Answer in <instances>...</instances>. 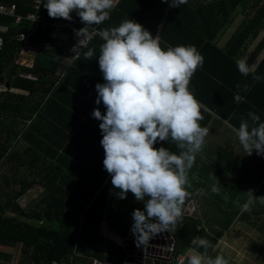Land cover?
Listing matches in <instances>:
<instances>
[{
    "label": "trees",
    "instance_id": "1",
    "mask_svg": "<svg viewBox=\"0 0 264 264\" xmlns=\"http://www.w3.org/2000/svg\"><path fill=\"white\" fill-rule=\"evenodd\" d=\"M1 1L5 4L15 3L18 14L35 11V0ZM43 3L38 14L44 21L77 23L80 20L75 12L71 21L50 18ZM238 15H243V18L235 31L222 49L216 48L215 39L232 26ZM127 18L143 25L154 37L160 35V43L165 50L169 45H194L197 48L204 57V63L210 66L202 68L206 73L200 69L194 73L189 84L194 95L198 84L217 86L216 82L221 81L225 94L229 90H237L238 83H246L248 89H252L253 99L255 95L258 96V101L253 102L260 104V107H252L251 110L257 108L264 113V80L257 82L252 75L244 77L236 66L237 58L249 45H254L247 61L250 65L264 49V0H188L179 8L170 7V2L165 3L164 0H119L110 12V19L99 28L119 26ZM0 25L5 27L0 32L3 41L0 47V76L12 82L11 88H23L44 95L42 107L37 110L39 114L43 109L44 121L50 114L45 107L60 93H68L72 97H76V94L88 97L91 93L88 98L95 102L98 95L95 85L105 82L98 60L103 41L98 34L88 45V49H96L92 60L85 59L83 50L70 66L69 73L56 85V81L51 80L49 68L41 66L40 60H43V64L45 61L58 63L73 42L74 37L68 35V30L56 34L51 26L42 29L40 24L16 25L12 19L3 16H0ZM25 29L32 31V40L37 41L41 49L40 60L32 69L22 68L15 62L23 47L17 43L16 36ZM77 67L85 69L83 77L76 76ZM20 71L37 76L38 83L19 78ZM254 74L264 77V57ZM73 77L79 79L77 86ZM10 89L0 93V96H15ZM7 97L0 101V112L4 111ZM84 103L87 104L86 101ZM35 112H26L25 119H32ZM64 114L62 112L61 116ZM83 115V110L79 111V115L73 114L70 116L71 123H67L66 119L64 123L59 118L53 128H34L33 124L19 136L29 144L20 153L16 150L9 153L10 141L18 133L15 137L10 133H6V138L0 136V163L3 164L5 160L11 162L12 166L14 164L11 181L5 184L7 193L0 191V246H19L18 264H51L52 261L68 264L70 258L78 255L112 264H122L126 260L121 245L104 237L100 225L105 221L112 232L126 237L133 223L132 212L137 208L143 210L144 204L136 201L131 192L122 200L114 194L119 189L113 187L111 176L104 169L105 153L100 144L102 134L89 124L97 123L93 117H87V121L82 122ZM23 168L22 175H16ZM36 186L41 190L40 195L32 199L38 200L37 205L30 210L20 208L15 201L25 197ZM189 201L190 198H186L185 204ZM188 222L182 221L172 232L173 258L190 248L198 235L202 234L201 229H196V220L189 219ZM8 261L0 255V264H9Z\"/></svg>",
    "mask_w": 264,
    "mask_h": 264
},
{
    "label": "clouds",
    "instance_id": "2",
    "mask_svg": "<svg viewBox=\"0 0 264 264\" xmlns=\"http://www.w3.org/2000/svg\"><path fill=\"white\" fill-rule=\"evenodd\" d=\"M170 7L179 8L188 0H164ZM50 18L71 21L75 12L85 27L74 30L78 39L76 49L87 47L93 32L103 41L99 48V68L104 83L95 85L98 93L96 105L103 104L106 114L97 107L91 113L101 121L99 128L104 149V169L111 176V183L118 199H126L131 192L144 208L135 209L131 232L137 246H147L150 239L162 232H173L183 216L186 198L191 194V173L196 157L206 146L209 129L202 127L201 105L189 89L194 73L204 66V57L194 45H169L162 48L161 36H153L143 25L129 18L119 26L99 28L110 19L116 6L115 0H46L43 3ZM95 48L84 52L92 60ZM239 73L259 82L264 77L254 74V65L244 58L236 60ZM233 96L236 104L243 102L242 92L248 85L238 83ZM240 145L248 156L254 152L264 156V121L249 111L239 127H232ZM174 144L178 151L166 147L156 148L157 143ZM203 158V157H202ZM220 193L218 185L211 187ZM248 200L241 212H251L258 200L264 205V196L255 197L253 190L246 192ZM228 199L227 196L224 197ZM239 203V201H236ZM203 252L191 255L188 264H228L222 255H210V241L197 238Z\"/></svg>",
    "mask_w": 264,
    "mask_h": 264
},
{
    "label": "crops",
    "instance_id": "3",
    "mask_svg": "<svg viewBox=\"0 0 264 264\" xmlns=\"http://www.w3.org/2000/svg\"><path fill=\"white\" fill-rule=\"evenodd\" d=\"M118 1L119 0H115V3L117 4ZM238 16L236 18H238ZM4 30L5 27L0 25V32H3ZM74 30H78V28ZM74 30H68V35H72L74 38L73 42L66 48V50L72 47L77 40ZM24 31H26V29ZM224 32L220 34L217 39H215V47L218 49H222L225 45L226 40H228L233 34L232 32L228 35V37H225L222 44L219 45L218 42L224 35ZM94 36L95 35H93L89 40L87 47L83 49L84 51H87V49L89 48L88 45L93 40ZM37 44V41L35 42L32 40L30 46H23L22 49H20L18 57L15 61L18 66L27 69H32L34 67V65L37 63V60H40L38 59V57L39 55H41V49L36 53V56H34L31 55L32 50L30 49V47ZM253 50L254 49L249 45L248 48L243 50L242 56H239L237 59L244 58L248 61ZM247 53L249 54L247 55ZM263 57L264 49L262 50L259 57L255 60V62L251 64L254 65V71L262 61ZM74 61L75 60H72L69 54H63L58 63L56 61H51L48 63L45 61V63L43 64V60H40L41 66H46L47 68H49L48 71L52 73L51 80L56 81V85L61 83L66 73H69L70 66ZM208 65L210 66L209 63H204L203 68L206 69ZM75 69L76 76H84L85 69H81L80 67H77ZM200 71L202 72L203 69H200ZM203 73L206 72L203 71ZM22 76H26V78ZM27 76H30L36 80L29 79L27 78ZM209 76L210 75H208L207 77ZM18 77L24 80L38 83V77L28 72L20 71L18 73ZM4 80L8 81L11 88L12 82L5 77ZM74 80V85L77 86L79 79L74 78ZM216 83L217 86H215L216 84L210 85L209 83L198 84L197 93L195 95V98L198 100V102L201 105L206 106L208 109V111L206 112L202 110L204 119L200 121V124L202 127H207L209 129V135L206 138V146L203 153L197 155L195 166L191 170V173L198 175V179L192 180L191 188L187 189V191L191 194L189 198L190 201H192L194 204V212L196 213V215L184 217L179 222V224L182 223V221H185V223H189V219L196 220L198 222L196 229L202 230V234L198 235L197 238H204L208 240L212 239L213 241H215V238H217L216 241L213 242V247L211 248V250L214 249L222 251L224 255L231 256L232 259L229 258L227 260L235 262V264H243L245 261H249V263H251L252 260H249L247 255H245L246 250L244 252H241L240 250L239 252L238 249L240 247L238 249L232 247V245H235L236 247L238 243L243 242L241 241L242 239L247 240V242L249 241L250 234H248V236H245L246 230H242L243 228L239 230L236 237H232V234L229 235L228 233H225V235H219V230H222L224 228L228 229L231 227V224L236 216L235 218L230 219V217H228V219H224L222 216L223 213L218 214L220 210H222L221 212H224L226 207H228V200L224 199L225 195H220V193H212L211 187L212 185L216 184L220 188L221 192L226 187V182L234 181V175L236 171L241 172L247 169L249 171L251 169L253 174L252 178L259 175L264 176V156L256 155L255 152L251 156H248L243 147L240 145L235 133L232 131V127H239L241 120L247 117V113L249 111H252V107H260V104H256L253 102L258 101V96L255 95L253 99L251 88H249L247 92L241 93V95L244 97L243 102L236 104L233 101V96L238 90H229L228 93L224 94L222 92V88H225L223 85L224 83L221 81H217ZM87 90L88 88L86 87V91ZM10 92L12 94H15V96H10L7 94L2 97L0 96V101H2L3 98L9 96L7 97L8 99L6 100L7 103L4 106V111L0 112V133H2L0 134V136L6 138V133H10L12 137H15V134L18 133V135L10 141V154L15 150L19 151V153L23 152L29 146L28 141L23 140L19 136L20 134L25 132L27 128H31L33 124L34 128H53V126L56 124L55 121L59 118H62L64 123V119H66L67 123H71L70 121L72 120L70 116H73V114L79 115V111L82 110L84 111V115L81 117V121L86 122L87 117H92L91 113L95 108H97L95 102H92L91 99L88 98L90 97V95H92L91 93H89V91L88 97L84 95L82 96L80 94H76V97H72L68 93H60L56 96L55 100L50 101L47 107H45L48 108L47 111H49L50 114L49 116H46V120L44 121L42 119L44 114L43 109L39 112V114L37 112L38 108L42 107L44 101V95L41 92L31 93L29 90H24L23 88H11ZM85 101L87 102V104L84 103ZM259 103H261V99L259 100ZM98 107L100 108L102 113L106 114V108L103 104L99 105ZM33 110H35L36 112L32 116V119L26 120L24 114L26 112H32ZM14 112L17 114H15ZM62 112H65L63 116H61ZM254 112L261 113L262 115H258L260 116L261 121H264L263 112L259 111L257 108H255ZM93 120L97 123L93 124L92 122H90L89 124L92 126V128L101 133V130L99 128V124L101 123V121L94 118ZM7 130H9L10 132H8ZM35 134H37V131H35ZM161 146L169 148L171 151H178L174 144H169L168 142L157 143L156 145H154V147L156 148H159ZM256 162L259 165V168L257 170L253 168ZM247 164H251V167ZM3 167L6 170H9L10 175L12 176V169L14 168V164L12 166L11 162L7 163L5 160H3ZM23 171L24 168L22 170L19 169V171L16 172V175H19V172ZM227 197L230 199L229 196ZM247 200L248 198L245 200V202ZM188 203H186L185 206ZM213 203L218 204L219 207H216L215 205H213ZM242 218L243 215L240 216V219ZM100 229L104 237L115 241L118 245H121V248L123 240L127 239L129 236H134L130 229L126 237H121L115 231L112 232L107 227L105 221L101 222ZM195 241L192 246L196 244L198 245V243ZM187 249L184 251V253L187 251ZM123 254H125V250H123ZM188 259L186 262L187 264ZM99 261L100 260L78 255L74 258H70L68 264H96V262ZM56 262L58 264H66L65 262L63 263L60 261ZM102 262H104L105 264H112L106 261ZM160 264L167 263L162 261ZM252 264L259 263L252 262Z\"/></svg>",
    "mask_w": 264,
    "mask_h": 264
},
{
    "label": "rangeland",
    "instance_id": "4",
    "mask_svg": "<svg viewBox=\"0 0 264 264\" xmlns=\"http://www.w3.org/2000/svg\"><path fill=\"white\" fill-rule=\"evenodd\" d=\"M243 18L242 15H239L238 18L235 19L233 25L226 29L224 32V35L220 38L218 44H222L225 37H228L229 34H231L241 19ZM226 35V36H225ZM263 36V34L258 38L260 39ZM251 48H254V45H250ZM30 49L32 50L31 55L36 56V53L40 51L39 44L31 46ZM249 53H247L248 55ZM246 55V56H247ZM251 167V164H247ZM255 170L259 168L258 163L256 162L253 166ZM19 175H22V172H19ZM252 170L250 169L248 171L244 170L241 172L236 171L234 175V181H228L226 182V187L224 190L220 192V195L229 196L228 198V207H226L224 212H221L220 210L218 214H222L224 219H228V217L236 218L231 224V227L226 229L219 230V235H225V233H228L229 235L232 234V237H236L239 230H246L245 236H249V241L247 240H241L243 242L238 243V245L235 247V245H232V247L238 249L240 252H245V255H247L249 260H252L254 263L264 264V205L259 204L258 200L252 205L251 212H241V206L245 202V200L248 198L247 191L253 190V195L255 197L264 196V176L259 175L253 177ZM11 181V175L10 171L6 170L3 167L2 162L0 163V191L2 190L4 193H7V187L5 186L6 183ZM31 193V194H30ZM28 193L30 195H26L20 200L15 201V203L22 209L30 210L33 209L37 205V201H31V199H36L41 193V190L38 189V187H34L32 191ZM31 201V202H30ZM236 201H239V203H236ZM216 207H219L218 204L213 203ZM28 207V208H26ZM261 211V212H260ZM226 212V213H225ZM9 215V213H8ZM243 215V218L240 219V216ZM241 222V223H238ZM217 232V231H216ZM217 238H215L216 241ZM232 239V238H231ZM208 240V239H207ZM213 244L212 239L208 240ZM195 242L198 243V240ZM212 248V247H211ZM211 248L208 249V253L210 255H222L225 257V259H232L231 256H226L223 254L222 251L214 250ZM0 252H3L1 257L8 259L9 264H18L19 260V252L20 247H1L0 246ZM203 252V249L200 248L197 244L192 246L191 248L187 249V251L182 254L186 255V262L188 257L194 254H198ZM233 252V251H232ZM8 254V255H6ZM7 256V258L5 257ZM106 258V257H105ZM185 262V264H187ZM249 263V261H245L243 264H252ZM228 264H235V262L228 261Z\"/></svg>",
    "mask_w": 264,
    "mask_h": 264
},
{
    "label": "built area",
    "instance_id": "5",
    "mask_svg": "<svg viewBox=\"0 0 264 264\" xmlns=\"http://www.w3.org/2000/svg\"><path fill=\"white\" fill-rule=\"evenodd\" d=\"M42 3H43V0H35L34 2L35 11L30 12L26 15H22L16 12L15 3L5 4L0 0V16L12 19L16 25H22L24 23H28L30 25L40 24L42 29H45L47 26H51L56 34L62 33L66 30H74L76 26L85 27V24L82 23L81 20H79V22L77 23L63 22L61 20H57L54 22H47V21L42 20L38 14V12L41 9ZM90 32L92 33L91 38L93 35L97 34V32H93L92 29H90ZM89 40L86 42V44H88ZM16 41L17 43H19L20 45H23L24 47L30 46L32 43V31L26 30L24 32H20L16 36ZM2 42H3L2 38L0 37V47L2 45ZM77 43H78V39L76 40L75 44L72 47H70L68 50H66L65 52V54H69L71 56L72 60H76L83 50V48H80V49L75 48ZM22 77L26 78V76H22ZM27 78L34 79L30 76H27ZM173 250H174V244H172V247L169 248V251L171 252V256L169 257L167 264H185L186 255L181 254V255H178L176 258H173L172 257ZM51 264H58V263L56 261H52Z\"/></svg>",
    "mask_w": 264,
    "mask_h": 264
},
{
    "label": "water",
    "instance_id": "6",
    "mask_svg": "<svg viewBox=\"0 0 264 264\" xmlns=\"http://www.w3.org/2000/svg\"><path fill=\"white\" fill-rule=\"evenodd\" d=\"M9 89L8 81L4 80V77H0V92ZM194 211V204L190 201L186 206L184 205L182 219L196 215ZM172 244H174V240L171 232H162L153 236L147 246H137L136 237L129 236L122 243V249L126 254V260L122 264H160L162 261L167 263L171 256L169 248L172 247ZM96 264L105 263L99 261Z\"/></svg>",
    "mask_w": 264,
    "mask_h": 264
}]
</instances>
